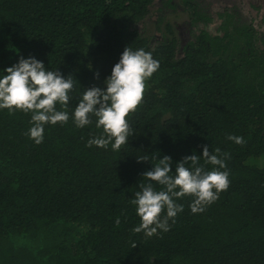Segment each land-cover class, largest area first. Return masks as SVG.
Here are the masks:
<instances>
[{
    "label": "trees",
    "instance_id": "1",
    "mask_svg": "<svg viewBox=\"0 0 264 264\" xmlns=\"http://www.w3.org/2000/svg\"><path fill=\"white\" fill-rule=\"evenodd\" d=\"M211 5L0 0V78L31 57L74 80L67 108L56 105L68 122L46 124L40 144L28 135L32 113L0 109V264H264V31L237 6L212 13ZM178 12L180 31L160 29L166 13ZM150 16L162 35L155 43L138 29ZM128 46L151 52L160 67L127 117V143L115 151L88 147L103 129L94 116L76 127L74 110L83 90H106ZM205 145L230 154L228 189L202 213L191 212L192 197L177 200L184 210L167 232L134 233L141 219L131 199L148 183L143 174L157 163L153 157L169 156L175 172L184 157H202ZM145 155L149 161L138 163Z\"/></svg>",
    "mask_w": 264,
    "mask_h": 264
},
{
    "label": "clouds",
    "instance_id": "2",
    "mask_svg": "<svg viewBox=\"0 0 264 264\" xmlns=\"http://www.w3.org/2000/svg\"><path fill=\"white\" fill-rule=\"evenodd\" d=\"M159 67V61L153 58L151 52L142 48L133 51L128 46L120 61L114 65L111 76L105 80L106 90L96 86L83 90L73 113L76 127L84 128L92 124L94 116L96 127L103 129L102 135L88 140V147L95 145L107 149L111 144L115 151L127 143L129 136L133 135L127 117L142 103L145 82ZM4 71L6 74L0 78V109H8L9 114H13V110L32 113L33 126L28 135L36 144L42 143L46 124L68 122V112L57 110L56 105L66 109L72 99L69 95L74 89L71 75L64 78L58 70H48L41 61L31 57H21L17 64ZM95 76L98 79L99 73ZM227 139L238 145L246 143L240 136L229 135ZM153 159L157 163L143 174L148 183H140V190L131 199L141 219L140 225L133 229L134 233L144 232L146 237H152L158 230L167 232L170 230L169 220L175 223L177 214L184 210L177 200L192 197L189 205L191 212L202 213L206 206L219 198V193L229 187L230 172L226 160L230 159V154L221 152L220 148L210 152L207 145L203 146L202 157L195 153L184 157L176 163L175 172L172 171L173 161L169 156L165 155L162 159L154 156ZM147 161V155L137 158L138 163ZM206 165L214 167L207 170ZM152 182L161 186L160 190ZM165 211L166 215H162ZM115 224L119 226V217Z\"/></svg>",
    "mask_w": 264,
    "mask_h": 264
},
{
    "label": "rangeland",
    "instance_id": "3",
    "mask_svg": "<svg viewBox=\"0 0 264 264\" xmlns=\"http://www.w3.org/2000/svg\"><path fill=\"white\" fill-rule=\"evenodd\" d=\"M212 13L221 10V7L226 5H237L239 10L246 16L251 19L253 24L259 28L260 31H264V27H262V19H263V12L260 7L264 8V0H212ZM261 5V6H260ZM259 6V7H257ZM229 7V6H228ZM155 11L154 7L151 9V13L153 14ZM183 20L185 17L178 13H166L165 19L162 22V26L160 29L163 30L164 25H171L173 30L180 31L183 28ZM220 21L218 19L214 20L213 23L207 26V31L211 34L217 33V28L219 26ZM161 24V23H160ZM138 29L140 30L141 34L149 39L152 43H155L159 38L162 36L161 31L156 29V22L153 21L152 17H148L147 20L140 25H138ZM35 233V232H33ZM31 236L27 239V243H33L37 240L35 234H30Z\"/></svg>",
    "mask_w": 264,
    "mask_h": 264
},
{
    "label": "flooded vegetation",
    "instance_id": "4",
    "mask_svg": "<svg viewBox=\"0 0 264 264\" xmlns=\"http://www.w3.org/2000/svg\"><path fill=\"white\" fill-rule=\"evenodd\" d=\"M211 2H212V0H211ZM234 7V6H237V5H226V6H223V7ZM261 6V5H260ZM257 7H259V6H257ZM211 8H212V5H211ZM216 19H218L219 21H220V19L217 17ZM220 24V23H219Z\"/></svg>",
    "mask_w": 264,
    "mask_h": 264
}]
</instances>
